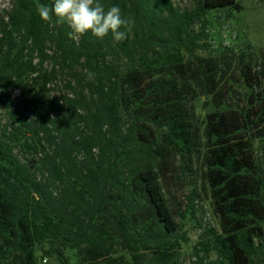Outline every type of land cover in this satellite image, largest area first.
<instances>
[{
	"label": "trees",
	"instance_id": "obj_1",
	"mask_svg": "<svg viewBox=\"0 0 264 264\" xmlns=\"http://www.w3.org/2000/svg\"><path fill=\"white\" fill-rule=\"evenodd\" d=\"M37 2L0 13V264H183L163 183L201 152L220 228L194 264H264V49L217 13L238 1L100 0L133 22L120 42L72 40Z\"/></svg>",
	"mask_w": 264,
	"mask_h": 264
},
{
	"label": "rangeland",
	"instance_id": "obj_2",
	"mask_svg": "<svg viewBox=\"0 0 264 264\" xmlns=\"http://www.w3.org/2000/svg\"><path fill=\"white\" fill-rule=\"evenodd\" d=\"M197 1L173 0V3L181 11H185L193 9ZM237 1L240 5L239 10L225 9L217 12L225 15V20L219 26V33L225 43L242 44V46L249 43L252 49L259 53L264 49V0ZM10 5L11 0H0V13L4 8H9ZM9 94L16 101L19 91L18 89H10ZM193 103L196 115L200 117L199 119H203L206 112L203 108V99L197 98ZM0 117L4 123L6 118L2 108H0ZM188 166L181 164L179 158L172 159L167 168L170 175L165 179L163 187L168 203L175 214L178 232L187 237L186 241H180V245H178L179 261L183 264H194L197 259L196 253L203 254L199 244V241L205 236L203 233L211 227L219 229L220 223L214 212L207 183L203 152L197 153ZM192 191H195L196 194L195 214L188 213L187 217L182 219L180 213L185 209L187 195ZM210 258L215 259L216 254L212 253ZM44 263L59 264L54 257H47Z\"/></svg>",
	"mask_w": 264,
	"mask_h": 264
},
{
	"label": "clouds",
	"instance_id": "obj_3",
	"mask_svg": "<svg viewBox=\"0 0 264 264\" xmlns=\"http://www.w3.org/2000/svg\"><path fill=\"white\" fill-rule=\"evenodd\" d=\"M36 11L45 23L67 24L69 37L79 40L88 34L97 40L109 34L117 42L127 38L132 21L121 15V8L113 5L105 9L100 0H52L51 4L36 3ZM124 29V30H121ZM86 79L92 81L95 73L85 70Z\"/></svg>",
	"mask_w": 264,
	"mask_h": 264
},
{
	"label": "built area",
	"instance_id": "obj_4",
	"mask_svg": "<svg viewBox=\"0 0 264 264\" xmlns=\"http://www.w3.org/2000/svg\"><path fill=\"white\" fill-rule=\"evenodd\" d=\"M44 262H46V259L44 260Z\"/></svg>",
	"mask_w": 264,
	"mask_h": 264
}]
</instances>
